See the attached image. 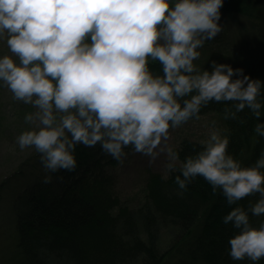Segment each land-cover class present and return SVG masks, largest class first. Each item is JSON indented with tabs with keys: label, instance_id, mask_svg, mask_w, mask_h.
Instances as JSON below:
<instances>
[{
	"label": "clouds",
	"instance_id": "1",
	"mask_svg": "<svg viewBox=\"0 0 264 264\" xmlns=\"http://www.w3.org/2000/svg\"><path fill=\"white\" fill-rule=\"evenodd\" d=\"M225 0H0V85L17 101L33 105L32 127L16 137L34 148L45 172L78 167V144L100 145L123 163L128 147L154 163L165 156L163 178L179 189L202 176L222 192L223 217L236 229L229 238L233 260L264 259V152L251 165L229 151L230 136L213 121L199 151L181 158L170 129L199 119L212 101L225 103L226 119L245 108L264 116V80L244 68L195 61L206 41L222 31ZM152 62L159 65L154 70ZM264 137V122L255 127ZM62 179V177H61ZM249 200L245 207L239 202Z\"/></svg>",
	"mask_w": 264,
	"mask_h": 264
},
{
	"label": "trees",
	"instance_id": "2",
	"mask_svg": "<svg viewBox=\"0 0 264 264\" xmlns=\"http://www.w3.org/2000/svg\"><path fill=\"white\" fill-rule=\"evenodd\" d=\"M221 12L222 31L206 42L234 52L216 60L264 80V0H225ZM152 67L159 70L156 62ZM225 103L231 102L212 101L201 115H224ZM226 122L229 151L244 165L253 164L264 152V137L255 133L264 116L257 118L245 108ZM201 147L185 140L177 149L184 158ZM75 152L76 170L53 173L51 183L42 181L45 172L39 153L25 169L5 179L7 188L13 180L29 177L12 203L20 264H253L231 258L229 238L237 230L224 224L223 217L235 205H228L222 192L214 191L202 176L182 190L175 183L177 173L164 179L150 172L145 203L131 209L121 206L117 178L109 171L119 161L106 155L99 144H78ZM2 194L0 189V207ZM258 197L257 193L239 203L247 207L249 200ZM252 220L258 226L264 217ZM165 235L169 240L163 247ZM258 264H264V259Z\"/></svg>",
	"mask_w": 264,
	"mask_h": 264
},
{
	"label": "rangeland",
	"instance_id": "3",
	"mask_svg": "<svg viewBox=\"0 0 264 264\" xmlns=\"http://www.w3.org/2000/svg\"><path fill=\"white\" fill-rule=\"evenodd\" d=\"M222 22H225L221 18ZM234 26V25H233ZM233 49V48H231ZM235 50H237L235 48ZM201 57L195 62L201 67L211 70V61H217L218 55H228L233 50L223 49L220 44L206 42L200 49ZM8 52L3 40H0V54ZM35 111L33 105L25 104L13 98L10 90L0 85V189L2 191V206L0 207V264H20L19 251L16 248V222L12 203L15 197L29 183V177L13 180L8 187L4 185L8 176L16 173L20 169H25L36 155L34 148H20L16 143V137L24 130L32 127L26 122L24 117L30 112ZM226 129L228 126L224 115L217 112H210L201 115L199 119L193 118L178 128L170 129L171 137L169 143L178 148L183 141L192 140L198 142L206 138L208 128L212 122ZM128 156L123 163L115 167H109V171L117 178V194L121 206L136 209L145 203L147 198L146 184L150 172L163 175L165 156L161 155L154 163L149 162V157L141 153L134 152L131 147L126 149ZM32 169L28 168V174ZM6 190H3L5 188ZM169 238L163 237V247L166 246Z\"/></svg>",
	"mask_w": 264,
	"mask_h": 264
}]
</instances>
